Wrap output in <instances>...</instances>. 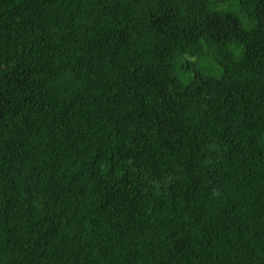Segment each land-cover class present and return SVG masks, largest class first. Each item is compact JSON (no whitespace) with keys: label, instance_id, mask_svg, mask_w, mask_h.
<instances>
[{"label":"trees","instance_id":"16d2710c","mask_svg":"<svg viewBox=\"0 0 264 264\" xmlns=\"http://www.w3.org/2000/svg\"><path fill=\"white\" fill-rule=\"evenodd\" d=\"M0 264H264V0H0Z\"/></svg>","mask_w":264,"mask_h":264}]
</instances>
